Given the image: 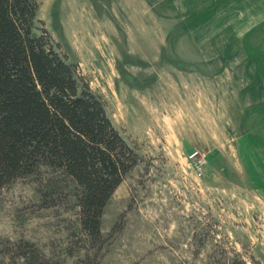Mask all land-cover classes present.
<instances>
[{"label": "rangeland", "instance_id": "obj_1", "mask_svg": "<svg viewBox=\"0 0 264 264\" xmlns=\"http://www.w3.org/2000/svg\"><path fill=\"white\" fill-rule=\"evenodd\" d=\"M36 19L139 161L97 244L74 184L0 189V264H264V0H38Z\"/></svg>", "mask_w": 264, "mask_h": 264}, {"label": "trees", "instance_id": "obj_2", "mask_svg": "<svg viewBox=\"0 0 264 264\" xmlns=\"http://www.w3.org/2000/svg\"><path fill=\"white\" fill-rule=\"evenodd\" d=\"M37 11L38 0H0V189L28 176L52 194L74 184L97 244L104 207L139 156L47 31L35 33Z\"/></svg>", "mask_w": 264, "mask_h": 264}]
</instances>
